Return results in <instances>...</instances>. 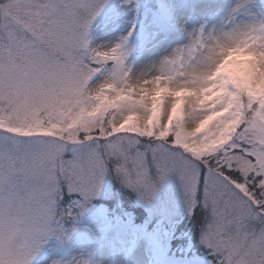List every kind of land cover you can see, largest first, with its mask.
<instances>
[{
  "label": "snow or ice",
  "instance_id": "6c2138e0",
  "mask_svg": "<svg viewBox=\"0 0 264 264\" xmlns=\"http://www.w3.org/2000/svg\"><path fill=\"white\" fill-rule=\"evenodd\" d=\"M107 4L0 0V264L69 239L63 220L88 212L112 172L145 201L178 175L189 213L208 210L211 264H264V3L237 0L139 74L134 27L93 43ZM226 45L250 52L246 83L213 67Z\"/></svg>",
  "mask_w": 264,
  "mask_h": 264
},
{
  "label": "rangeland",
  "instance_id": "374dc122",
  "mask_svg": "<svg viewBox=\"0 0 264 264\" xmlns=\"http://www.w3.org/2000/svg\"><path fill=\"white\" fill-rule=\"evenodd\" d=\"M236 3L237 0H128V3L108 0L96 20L93 43L114 44L134 27L129 45L133 49L130 63L136 68L146 57L159 60L170 47L172 51L184 46L188 42L187 32L202 25H218ZM262 3L264 0H257V11L261 10ZM184 20L190 25L187 29L183 27ZM126 191L132 201L127 199ZM124 198L130 207H138L137 214H144L142 222L133 210L126 209ZM77 199V195L66 196L61 202V211ZM197 205L201 218L194 233L187 222ZM197 205L190 214L176 174L158 186L150 201H145L125 187L114 172L109 173L89 211L82 216L77 211L74 219L63 220L69 239L59 242L50 238L33 264L47 261L80 264L82 260H88L89 264H132L135 250L142 247L153 256V264H211L210 252L201 242L208 210L202 204ZM184 221L186 227L181 230ZM182 238L185 243L179 241Z\"/></svg>",
  "mask_w": 264,
  "mask_h": 264
},
{
  "label": "clouds",
  "instance_id": "9594fccd",
  "mask_svg": "<svg viewBox=\"0 0 264 264\" xmlns=\"http://www.w3.org/2000/svg\"><path fill=\"white\" fill-rule=\"evenodd\" d=\"M250 52L244 47H233L226 45L222 52L215 57V63L213 67L219 65L218 75L232 77L234 79H240L241 83H246L242 78L238 77V72H244L246 66L253 61L250 59ZM264 63V60H261ZM264 94V83H261L259 89ZM192 125H189L191 128Z\"/></svg>",
  "mask_w": 264,
  "mask_h": 264
},
{
  "label": "bare ground",
  "instance_id": "6f19581e",
  "mask_svg": "<svg viewBox=\"0 0 264 264\" xmlns=\"http://www.w3.org/2000/svg\"><path fill=\"white\" fill-rule=\"evenodd\" d=\"M183 22V27L184 29H187V26H190V25H187V23L184 21ZM186 23V24H185ZM186 27V28H185ZM128 32V31H127ZM127 32L124 33V36L127 35ZM117 42V41H116ZM115 42V43H116ZM113 44V43H112ZM171 48L170 47L166 52L165 54H168L170 53L171 51ZM158 60L156 58H145L143 59L138 66H136V72L137 74L141 73V72H144V71H148L151 66L157 62ZM149 252H146V249L144 247L138 249V250H135V253H134V257L132 258V264H153V256L150 254ZM50 261H47L46 263H42V264H49Z\"/></svg>",
  "mask_w": 264,
  "mask_h": 264
},
{
  "label": "trees",
  "instance_id": "16d2710c",
  "mask_svg": "<svg viewBox=\"0 0 264 264\" xmlns=\"http://www.w3.org/2000/svg\"><path fill=\"white\" fill-rule=\"evenodd\" d=\"M126 195L127 196H129L127 199H129V200H131L132 201V196L130 195V193L128 192V191H126ZM125 199V198H124ZM126 200V199H125ZM126 204H127V206H126V209H128V210H133L136 214H137V209H138V207H136V206H134V205H132L131 207L128 205V200H126ZM200 207L197 205V207L195 208V210H194V213H193V215L191 216V218H190V220L187 222V226L188 227H190V228H192L193 230H195L194 231V233H196L197 232V225L200 223V214H199V212H200V209H199ZM137 219L139 220V221H143V219H144V214L143 213H141V212H139L138 214H137ZM186 221H184L183 223H182V225H181V230L183 229V228H185L186 227ZM190 225V226H189ZM183 227V228H182ZM187 227V228H188ZM175 240V242H178L177 240L178 239H174ZM181 240V242L183 241L184 243H185V240L182 238V239H179V241ZM194 241H196V235H194ZM172 243H173V241H172ZM173 246L175 245V243H173L172 244ZM198 248H201V247H199V246H197Z\"/></svg>",
  "mask_w": 264,
  "mask_h": 264
}]
</instances>
